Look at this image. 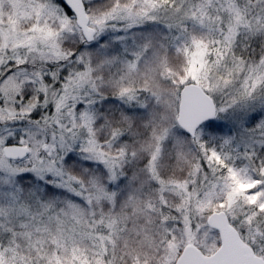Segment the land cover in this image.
<instances>
[{
    "label": "snow or ice",
    "instance_id": "snow-or-ice-1",
    "mask_svg": "<svg viewBox=\"0 0 264 264\" xmlns=\"http://www.w3.org/2000/svg\"><path fill=\"white\" fill-rule=\"evenodd\" d=\"M0 264H264V0H0Z\"/></svg>",
    "mask_w": 264,
    "mask_h": 264
}]
</instances>
